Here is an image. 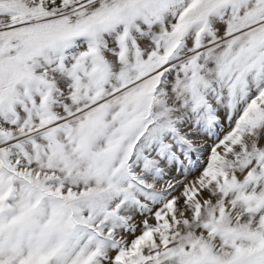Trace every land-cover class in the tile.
Masks as SVG:
<instances>
[{
  "label": "snow or ice",
  "instance_id": "1",
  "mask_svg": "<svg viewBox=\"0 0 264 264\" xmlns=\"http://www.w3.org/2000/svg\"><path fill=\"white\" fill-rule=\"evenodd\" d=\"M0 264H264V0H0Z\"/></svg>",
  "mask_w": 264,
  "mask_h": 264
}]
</instances>
